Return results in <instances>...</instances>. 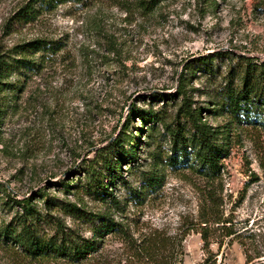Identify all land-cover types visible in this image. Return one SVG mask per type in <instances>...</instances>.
Here are the masks:
<instances>
[{"label": "rangeland", "instance_id": "rangeland-1", "mask_svg": "<svg viewBox=\"0 0 264 264\" xmlns=\"http://www.w3.org/2000/svg\"><path fill=\"white\" fill-rule=\"evenodd\" d=\"M19 1L0 0L2 53L36 38L63 49L28 78L19 108L1 119L0 184L10 197L44 211V193L57 205L102 214L110 205L85 193L92 171L119 202V209L110 208L114 219L128 223L135 236L183 233L182 264L210 256L216 264H248L246 249H264V131L233 124L214 110L239 57L264 62V0H164L148 14L134 0H78L5 36L3 21ZM186 110L229 131V155L214 180L171 151L172 131L189 127ZM145 113L152 118L143 122ZM124 133L120 150L113 144H121ZM118 154L119 166L105 170L100 155L116 162ZM47 213L91 236L59 208ZM13 215L5 208L0 218L7 223ZM201 235L208 238L205 248ZM107 239L109 264H133L116 237ZM0 264L34 263L0 246Z\"/></svg>", "mask_w": 264, "mask_h": 264}, {"label": "trees", "instance_id": "trees-1", "mask_svg": "<svg viewBox=\"0 0 264 264\" xmlns=\"http://www.w3.org/2000/svg\"><path fill=\"white\" fill-rule=\"evenodd\" d=\"M75 1L78 0H21L10 8V13L2 24V33L8 36L14 26L32 23L40 15ZM162 1L164 0H134L135 7L144 14L152 12ZM62 49L63 46L59 42L44 38L14 45L7 52L2 53L0 49V122L6 110L19 108V97L25 92L28 78L40 75L46 63L54 61ZM239 58L237 67L230 68L224 79V87L218 93L220 102L214 112L227 116L233 124H245L264 131V62L254 63L248 58ZM202 65L207 68L206 73L212 71L210 63L204 61ZM12 78L13 82L10 81ZM183 93L184 90H180V94ZM32 95L28 98L31 99ZM196 113L198 115L194 118L193 112H184V116L190 120L189 127L183 131H172L171 151L174 155L179 153L187 162L190 161L189 167L194 172L214 180L220 176V162L229 155V131L224 127L226 130L220 132L218 128L202 122L199 112ZM147 118H152L151 113L139 117L143 122ZM220 134L223 135L221 138L218 137ZM126 136L124 133V138L117 140L121 144L114 142V147L121 150ZM124 153L127 156L130 151ZM123 156L125 154H122V159ZM100 157L105 158V170L116 169L121 160L119 154L116 162L107 156ZM89 176L90 181L85 193L108 203L110 207L105 213H86L68 203L57 205L54 199L44 193L40 194L44 203L42 211L29 199H13L7 188L0 184V195L4 196V199L0 198V213L5 208L14 211L9 222L6 223L0 218L1 248L16 251L34 264H109V256L104 255L107 252V238L116 237L133 264H182L185 237L183 233L170 236L162 231L151 230L135 236L128 223L114 219L110 208L119 209V202L107 193L103 180L92 171H89ZM144 181L153 183L154 179L146 177ZM63 189L68 191L69 185L63 184ZM54 208L75 217L87 227L91 236L85 237L76 229L66 227L58 218L49 216L47 212ZM201 223L206 224L207 220H202ZM230 235L231 232L227 236ZM201 238L203 248L207 247L208 238L205 235H201ZM262 249L255 248L253 252L246 249L244 254L247 263L264 264V259L258 260L264 257ZM256 259L257 261H254ZM202 264L216 262L210 256L205 258Z\"/></svg>", "mask_w": 264, "mask_h": 264}]
</instances>
